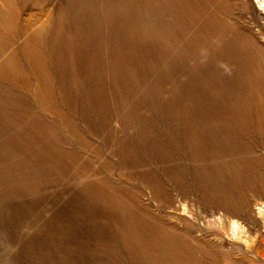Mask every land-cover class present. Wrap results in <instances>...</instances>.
Returning a JSON list of instances; mask_svg holds the SVG:
<instances>
[{
  "label": "rangeland",
  "instance_id": "rangeland-1",
  "mask_svg": "<svg viewBox=\"0 0 264 264\" xmlns=\"http://www.w3.org/2000/svg\"><path fill=\"white\" fill-rule=\"evenodd\" d=\"M0 264H264V0H0Z\"/></svg>",
  "mask_w": 264,
  "mask_h": 264
}]
</instances>
